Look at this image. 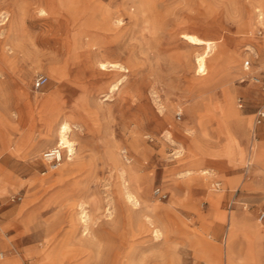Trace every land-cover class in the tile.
<instances>
[{
  "label": "rangeland",
  "instance_id": "1",
  "mask_svg": "<svg viewBox=\"0 0 264 264\" xmlns=\"http://www.w3.org/2000/svg\"><path fill=\"white\" fill-rule=\"evenodd\" d=\"M254 1L0 0V227L21 254L29 243H41L45 232L37 226L49 222L56 225L53 245L75 236L71 264H171V257L177 264H217L198 254L199 239L215 254L227 228L220 213L243 211L258 227L237 232L240 264H264V120L255 123L264 110V23L256 22ZM94 13L119 14L122 24L93 34L100 53L91 57L82 36L93 30ZM183 32L216 41L207 74L194 76L193 55L201 48L181 39ZM94 57L128 71L91 75ZM40 75L48 81L36 90ZM119 79L111 94L109 86ZM228 87L235 91L237 117L224 102ZM27 94L38 98L40 121L25 107ZM158 102L171 127L159 123ZM44 117H66L76 143L74 158L54 170L42 154L54 147L55 120ZM176 127L183 133L175 134ZM252 129L257 146L248 166ZM131 165L148 191L137 195L136 206L121 193L127 178L119 173ZM201 169L221 182L218 191ZM247 176L251 182L241 187ZM155 188L167 197L160 200ZM209 193H223L218 206ZM171 200L174 209L165 213ZM81 207L94 241L82 236ZM10 252L0 241V264Z\"/></svg>",
  "mask_w": 264,
  "mask_h": 264
},
{
  "label": "bare ground",
  "instance_id": "2",
  "mask_svg": "<svg viewBox=\"0 0 264 264\" xmlns=\"http://www.w3.org/2000/svg\"><path fill=\"white\" fill-rule=\"evenodd\" d=\"M251 7L255 12H257L256 22L259 23V25L263 24L264 23V0H255L254 3L251 4ZM38 11L41 15L42 14H45V15L48 14L44 9H39ZM121 24H122V18L120 17L119 14H117L115 17H112L109 14L94 13L93 14V22L91 25L93 30L89 31L88 33L83 34L82 37L85 38V42H83L82 46L86 47V51L88 53H90V55L91 54L92 55L99 54L100 53V47L98 46V43H96L94 41L93 34L97 35L99 33L105 32L106 30L119 28ZM180 38L185 40V42H187L191 45H194L198 48H201V51H197L193 55L192 64H193V68H194V76H203V75L207 74V71H206L207 59L211 55V53L214 51V49L216 47V41L198 37L194 33L191 34V33H185V32L180 34ZM260 46L264 49V41L260 44ZM79 47L80 46H74L72 48L74 49V48H79ZM92 55H91V57H92ZM91 64H92V65H90L91 75H105L108 72H112V71H119V72L128 71V69L125 67L126 65L124 66L118 62L103 61V60H100L96 57L91 59ZM60 78H61V76L58 75L57 79H60ZM253 81L258 82L259 79L254 78ZM121 82H122L121 79H119L116 83L109 86L108 89L111 92V94L113 91L119 90V86L121 85ZM234 94H235V91L232 90L230 87L223 89L224 102L226 104V107L228 108V114L231 117H237V112L233 108V104H232ZM22 100L23 101L26 100L25 107L27 109H29L31 112H33V114L35 115L37 120L40 121V119L38 117V113L41 111V109L38 108V102H37L38 98L36 96H31L30 94H27ZM153 104H154V102H153ZM33 109H34V111H33ZM157 112H159V114H161V116H157L159 123L160 124H167V125H170V127H171L172 121L170 120L169 112L166 113L164 111V106H162V104L160 102L157 103ZM55 118L57 119V117H53L50 119L48 117H44V119L41 121L51 123V122H54V120H55V122H54L55 128L53 129V131H51L55 134L54 147H59L62 149L63 154H64L63 160L71 161L76 154V143L70 137V134L72 132V124H71L72 122L70 123L66 119V117H61V119L59 121H56ZM239 119H240V117H239ZM245 124H246V120L241 121L239 123V125H240L239 129L242 130V128L244 127ZM240 130L236 134L237 138H239L241 136ZM165 132H166L167 137L173 141V135H174L173 132H171V130L169 128ZM174 133L177 135H180L181 133H183L182 127H176ZM229 133L232 135L231 141L233 142L235 134L232 131H230ZM255 134H256L255 129H252V132L250 134V140H249L250 147H248L249 150L247 151V154L245 155V161H244L245 164H247L248 166L253 165L252 153L254 151V147H255L256 142H257V140L254 141L255 140ZM133 143H135V142H133ZM181 151H182V148L177 150L178 153H181ZM211 155L212 154L210 153L209 149L207 148L206 156L212 157ZM48 168L50 170H54L49 165H48ZM134 169H135L134 165H131V166H128L126 169H124L123 172H121L119 174H121L122 179L124 177L127 178V182H125L124 180L122 181V182H124L123 187L121 188V193H122L123 197L128 202H130V204H132L133 206H136L139 204V198L137 195H141V192H143L145 195H148V191L143 190V183H142V181L139 180V177L137 176V172ZM200 172L203 174H209V177H211V175H212V173L206 169H201ZM181 175H182V173H181ZM247 177H244L242 179V182H241L242 186L241 187L248 186V184L251 182L249 180L252 176H247ZM243 180H244V182H243ZM1 182H2V174L0 173V183ZM122 182H121V184H122ZM231 183H232V185L235 184L234 182H231ZM237 188H239V187H237ZM236 189H234V190H236ZM0 195H1V193H0ZM222 196H223V193H209L208 194L210 201L216 206H218V204L220 203ZM172 198H173V196H172ZM173 203H174L173 200H171L166 205V207H164L163 210L165 213H170L171 211H173V209H174ZM80 206H81V204H80ZM109 208L111 210V207H109ZM152 208L154 211H156L158 209V207H155V206H153ZM135 209H137V208H135ZM80 210H81V215L79 217V222L82 224V227H83L82 236H84V237L86 236L87 239L89 238L91 241H94V236H92L90 218L86 214L87 212L85 211L84 208L81 207ZM14 211H15V209L13 208V209L9 210L8 212H6V215H11ZM106 211L108 212L109 210H106ZM242 212L240 214H236V213L232 212V213H229V215L228 214L224 215L223 213H220V218L225 219V221L227 222V228H226L225 237H224V247L219 248V250L215 254H212V251L210 250V247H209L210 242L209 241H206V239L205 240L199 239L200 245L196 251L198 252V254H200L202 256V258L205 261H214L217 264L219 262L220 263L222 262V264H240L241 263L240 262V260H241L240 259V249H239L238 245H236V243H235L236 242L235 238L237 236V232L242 231L243 229L255 230L258 227L257 222L249 220V216L246 213H242ZM110 216H112V215H110ZM37 227H41L44 230V232H45L44 238L42 239V241L39 245L29 243L27 245V247L24 248V252L22 254L13 246L11 239L9 240L8 238L5 237L4 230H3V228L0 227V231H1L0 241L4 245L8 246L9 250L11 251L10 252L11 256L5 258L1 264H71V262L74 259V256L71 253L69 245L72 244L71 242L75 238V236L71 235L70 233L66 234L63 237H61L55 245H53L52 243L54 242V240L56 238V234L54 231V229L56 228V225L54 226L53 224H51L49 222H43ZM30 230H31V228L28 229V231H30ZM36 233H38V232H36ZM32 235H34V234H32V233L27 234V238L29 239V241H30V239H32V237H33ZM155 236H158V230L157 229L155 230ZM51 246H53V250L50 252ZM172 256H174V255H172ZM0 257H1V259H3L2 254L0 255ZM171 264H177V260L175 257H171Z\"/></svg>",
  "mask_w": 264,
  "mask_h": 264
},
{
  "label": "built area",
  "instance_id": "3",
  "mask_svg": "<svg viewBox=\"0 0 264 264\" xmlns=\"http://www.w3.org/2000/svg\"><path fill=\"white\" fill-rule=\"evenodd\" d=\"M249 66H250V61L245 60L244 66H243L244 69H248ZM47 81H48V78L46 76L44 75L38 76L34 81V88L36 90L41 89L47 83ZM239 106L241 107L242 104L240 103ZM263 120H264V110L259 109L256 112L255 123L259 125L263 122ZM42 157L44 161L52 169H56L58 166H60L61 162L63 161L64 154L61 148L52 147V148L46 149L43 152ZM214 188L218 190L220 188V183L219 182L214 183ZM154 195L158 197L160 200H163L167 197V194L164 193L160 188H155ZM263 218H264V214H261L259 220H262Z\"/></svg>",
  "mask_w": 264,
  "mask_h": 264
},
{
  "label": "crops",
  "instance_id": "4",
  "mask_svg": "<svg viewBox=\"0 0 264 264\" xmlns=\"http://www.w3.org/2000/svg\"><path fill=\"white\" fill-rule=\"evenodd\" d=\"M211 177H212V179H214V180H215V181H214V183H216V182H219V183H220V185H221V182H220V181H216V178H215L214 176H211ZM220 188H221V187H220ZM220 188H219V189H220ZM219 189H218V190H219ZM214 190H215V191H218V190H216V189H214Z\"/></svg>",
  "mask_w": 264,
  "mask_h": 264
}]
</instances>
